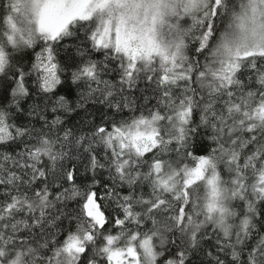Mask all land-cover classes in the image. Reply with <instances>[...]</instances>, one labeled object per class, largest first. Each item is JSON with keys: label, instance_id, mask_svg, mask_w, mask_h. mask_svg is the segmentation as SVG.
Listing matches in <instances>:
<instances>
[{"label": "snow or ice", "instance_id": "snow-or-ice-1", "mask_svg": "<svg viewBox=\"0 0 264 264\" xmlns=\"http://www.w3.org/2000/svg\"><path fill=\"white\" fill-rule=\"evenodd\" d=\"M0 264H264V0H0Z\"/></svg>", "mask_w": 264, "mask_h": 264}]
</instances>
